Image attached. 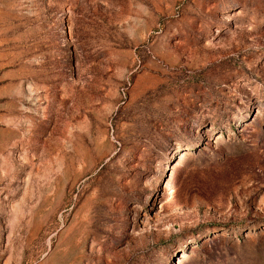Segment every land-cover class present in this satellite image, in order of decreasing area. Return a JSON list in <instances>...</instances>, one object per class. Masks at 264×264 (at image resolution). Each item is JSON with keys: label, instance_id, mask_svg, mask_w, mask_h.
<instances>
[{"label": "rangeland", "instance_id": "1", "mask_svg": "<svg viewBox=\"0 0 264 264\" xmlns=\"http://www.w3.org/2000/svg\"><path fill=\"white\" fill-rule=\"evenodd\" d=\"M0 264H264V0H0Z\"/></svg>", "mask_w": 264, "mask_h": 264}]
</instances>
